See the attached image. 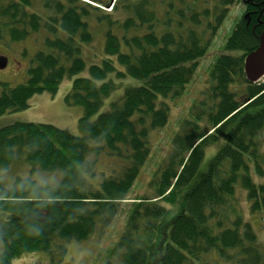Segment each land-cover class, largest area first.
I'll list each match as a JSON object with an SVG mask.
<instances>
[{
	"label": "trees",
	"instance_id": "trees-1",
	"mask_svg": "<svg viewBox=\"0 0 264 264\" xmlns=\"http://www.w3.org/2000/svg\"><path fill=\"white\" fill-rule=\"evenodd\" d=\"M112 1L0 0V40L46 33L34 39L27 80L0 83V114L29 107L35 94L56 93L66 76L83 72L90 21L106 28L105 57L88 76L75 77L65 96L84 109L80 135L49 123L0 127V173L19 162L30 172H56L50 183L17 176L6 186L0 177V264L33 251L63 264L70 242L104 232L128 200L124 231L105 264H211L208 256L264 264V244L232 205L240 184L250 210L264 211V82L245 72V58L264 31V0L248 5L210 67L152 175L154 196L134 198L129 192L151 154L150 132L167 124L169 101L185 93L213 33L239 0ZM111 3L114 12L103 9ZM220 141L202 169L207 149ZM101 156L118 160L110 172L97 171Z\"/></svg>",
	"mask_w": 264,
	"mask_h": 264
},
{
	"label": "rangeland",
	"instance_id": "rangeland-1",
	"mask_svg": "<svg viewBox=\"0 0 264 264\" xmlns=\"http://www.w3.org/2000/svg\"><path fill=\"white\" fill-rule=\"evenodd\" d=\"M242 1L239 0L229 7L224 21L213 33L208 53L200 59L194 79L187 86L185 93L180 98L169 101L171 111L167 124L161 129L150 132L151 154L129 192L131 198L139 197L140 195L154 196V188L150 185L152 175L158 165L161 164L163 158L170 152L173 138L178 133L181 122L189 116L190 107L205 88L209 78L210 67L216 57L225 52L223 49L224 44L235 24L243 16L244 4ZM112 3L108 7H103V9H106L107 12H114L111 9ZM114 17L123 18L119 12ZM97 23L93 19L90 21L89 28L93 34V40L82 44L86 69L76 76H66L56 93L48 91L37 93L30 99L29 107L0 114V127L14 122L49 123L66 129L74 135L81 134L79 120L84 114V109L81 105L68 104L65 96L70 91L75 77L88 76L90 65L100 64L105 57L104 31L106 28H104V25ZM45 34V32L41 31L33 35V39H26L17 43L10 41L6 37L0 40V56H7L9 60L5 68H0V83L16 85L27 80L29 69L32 66V57L38 48V44L34 39L42 38ZM228 53L238 54L239 51H228ZM261 81L264 82V78ZM136 82L139 83L140 81L136 80ZM108 102L109 100L107 99L102 111L108 109ZM96 117L97 114H93L91 121ZM262 138V150L264 152V136ZM221 144L222 141L207 149L201 166L202 169H205L208 161L215 155ZM98 160L97 171L105 170L106 172H110L111 165L118 162L115 158H107L106 156H101ZM30 169L31 167L26 162L24 164L19 162L12 165L8 170L1 171L0 177L6 186H11L17 176H31L39 181L48 183L52 182L49 179H54L56 176L50 174L56 172L41 170L30 172ZM236 188L235 197L232 198V205L237 212L241 213L244 220L252 225L259 242L264 244V211L252 212L246 190L240 184H237ZM131 202L132 200H128L122 203L120 212L104 232L100 234L95 232L89 239L84 241L70 242L67 245V254L65 255L63 264H105L109 258V250L118 241L124 231ZM162 204L168 207L166 204ZM170 208L173 215L179 212L177 205L170 206ZM207 258L211 264H223L221 260L214 261L211 256ZM13 264H50V256L42 251L27 252L16 257L13 260Z\"/></svg>",
	"mask_w": 264,
	"mask_h": 264
},
{
	"label": "water",
	"instance_id": "water-1",
	"mask_svg": "<svg viewBox=\"0 0 264 264\" xmlns=\"http://www.w3.org/2000/svg\"><path fill=\"white\" fill-rule=\"evenodd\" d=\"M259 45L248 53L245 58V72L252 82L261 80L264 76V31L259 36ZM8 58L0 57V68H5Z\"/></svg>",
	"mask_w": 264,
	"mask_h": 264
},
{
	"label": "flooded vegetation",
	"instance_id": "flooded-vegetation-1",
	"mask_svg": "<svg viewBox=\"0 0 264 264\" xmlns=\"http://www.w3.org/2000/svg\"><path fill=\"white\" fill-rule=\"evenodd\" d=\"M244 1V13L245 12H248V5H257V4H260V3H262L261 2V0H243ZM254 11H256L255 9H254Z\"/></svg>",
	"mask_w": 264,
	"mask_h": 264
}]
</instances>
